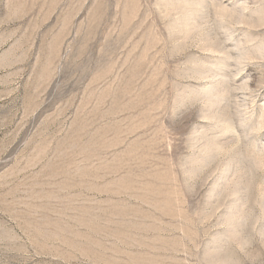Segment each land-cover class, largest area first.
I'll return each mask as SVG.
<instances>
[{
	"label": "rangeland",
	"instance_id": "1",
	"mask_svg": "<svg viewBox=\"0 0 264 264\" xmlns=\"http://www.w3.org/2000/svg\"><path fill=\"white\" fill-rule=\"evenodd\" d=\"M0 264H264V0H0Z\"/></svg>",
	"mask_w": 264,
	"mask_h": 264
},
{
	"label": "bare ground",
	"instance_id": "2",
	"mask_svg": "<svg viewBox=\"0 0 264 264\" xmlns=\"http://www.w3.org/2000/svg\"><path fill=\"white\" fill-rule=\"evenodd\" d=\"M262 122V121H261Z\"/></svg>",
	"mask_w": 264,
	"mask_h": 264
}]
</instances>
